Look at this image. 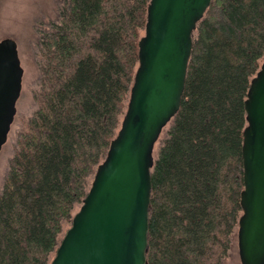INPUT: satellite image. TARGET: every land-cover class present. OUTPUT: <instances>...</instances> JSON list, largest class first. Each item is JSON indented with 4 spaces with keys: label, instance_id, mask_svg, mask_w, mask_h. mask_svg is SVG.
<instances>
[{
    "label": "trees",
    "instance_id": "16d2710c",
    "mask_svg": "<svg viewBox=\"0 0 264 264\" xmlns=\"http://www.w3.org/2000/svg\"><path fill=\"white\" fill-rule=\"evenodd\" d=\"M149 2L63 0L43 33L37 109L0 192V264H50L121 125ZM262 58L264 0H212L193 34L180 108L154 155L146 264L230 256L242 214L245 101Z\"/></svg>",
    "mask_w": 264,
    "mask_h": 264
},
{
    "label": "water",
    "instance_id": "95a60500",
    "mask_svg": "<svg viewBox=\"0 0 264 264\" xmlns=\"http://www.w3.org/2000/svg\"><path fill=\"white\" fill-rule=\"evenodd\" d=\"M211 1L150 0L121 125L50 264H146L155 146L180 108L193 34ZM23 74L16 41L1 39L0 151ZM245 110L238 249L242 264H264V61L251 79Z\"/></svg>",
    "mask_w": 264,
    "mask_h": 264
},
{
    "label": "rangeland",
    "instance_id": "374dc122",
    "mask_svg": "<svg viewBox=\"0 0 264 264\" xmlns=\"http://www.w3.org/2000/svg\"><path fill=\"white\" fill-rule=\"evenodd\" d=\"M62 7L63 0H0V40L10 37L16 41L21 65L24 69L22 91L17 101V113L8 140L0 151V192L10 166V160L18 147V134L24 130L27 120L37 109L34 95L41 87L40 69L43 63L41 38L43 33L59 19ZM263 61L264 58L261 59L260 65ZM127 103L128 99L124 103L125 110ZM167 128L168 126L163 129L156 143L155 155L159 149L160 139L164 136ZM92 180L93 177L89 181L88 189ZM80 205L81 203L75 206L73 214L79 210ZM70 224V222L63 224L59 242ZM54 254H52L51 259ZM225 264H242L239 257L237 233H235L233 247Z\"/></svg>",
    "mask_w": 264,
    "mask_h": 264
}]
</instances>
